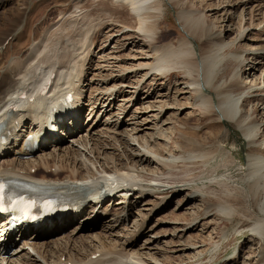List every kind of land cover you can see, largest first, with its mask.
<instances>
[{"label":"rangeland","instance_id":"obj_1","mask_svg":"<svg viewBox=\"0 0 264 264\" xmlns=\"http://www.w3.org/2000/svg\"><path fill=\"white\" fill-rule=\"evenodd\" d=\"M74 1L0 0V73L9 69V66L15 61L26 59L29 44L39 40L44 33H47L50 28L52 29L51 25H55L60 18V11L68 13L73 11L75 9ZM162 4L164 19L162 17L161 21L163 22L160 27L163 31L161 29L158 31L167 36L165 43L175 42L185 35L186 30L178 19L177 13L180 9L189 6L193 7V15L199 16L201 22L204 21L202 22L203 30L208 32L209 37H214V39L216 36L222 37L226 47L220 54L222 61L220 73H223V78L219 83H229L232 72L237 69L236 77L239 79L233 97L240 99L238 106L241 107V104H244L241 107L243 110L240 109L243 112H250V114L253 112L251 115L258 123H262V128H264V0H162ZM11 31H15L16 35L12 36ZM122 31L124 29H120L119 32L113 31L111 34H107L110 35L109 38L104 36L105 38L103 37L93 45L95 48L88 65H86L89 70L80 84L82 86L81 100L85 105L89 96L93 97L96 95L95 93L98 94L100 91L96 92L95 89L104 87L103 80H108L109 86L112 83H120V85H116V90L120 89V92L111 97V104L105 105L106 109L103 107L101 113L97 114V117L94 116L93 119L97 118L99 122L93 130L91 129V135H93L91 140L106 144L100 158L103 162L108 158V165L119 163L117 158L121 163L131 162L135 166L131 168L133 169L132 177L138 184L143 185L142 188L146 192L139 198L130 196V204L124 205L128 207L130 215L128 214L129 217H126V222L114 228L113 233L109 230L103 234L100 227L77 232L78 224L87 222L83 220L85 218L81 219V217L86 216L89 207L69 224L62 227V230H54L52 236L48 234L47 239L55 238L63 243L69 238L72 246L81 237H85L84 239L89 240L88 243H90V238L87 236L100 234L104 235L103 241L107 244L111 243L117 249L126 246L130 253L136 252L145 256L155 255V258L174 261L173 264H251L254 258L259 259V264H264V251L261 247L264 245V239L251 235L249 231V227L256 219L253 213L256 215L259 213L245 196L244 171L240 169L239 160L236 158L234 164L223 163V157L228 155L227 149L226 152L216 153V157L211 162L201 164V166L189 164L183 167L184 159L180 158L177 163L178 167L165 170L163 173L156 168L155 161L145 160L143 164H140L138 155L147 156L151 160L157 159L156 154H153L156 149H160L165 156L169 157V150L174 147L185 157L187 156L185 150L196 152L194 148L198 147V140L199 143L206 141L209 136L210 138L215 137V133H217L218 139L215 138L213 141L222 140V143L228 147L232 142L236 143L240 139V132L232 122H218L217 125L214 119L203 114L201 99L196 98L192 89L194 86L190 84L193 82V77L187 76L184 69L175 71L177 75L172 72L171 76L167 78L152 70L142 76L148 68L147 66L142 68L139 63L145 61L155 63L153 58L157 56V53L149 54V48L143 37L136 34L134 38L127 39L128 37L121 35ZM203 37L194 39L198 52L208 50L212 46V42L211 44L204 42L206 37ZM214 39L213 42H215ZM141 55L146 59H141ZM241 59H244L242 64L239 62L242 61ZM136 83L138 86L134 85ZM136 88L137 91H135ZM207 89L213 97H216L212 87L208 86ZM243 100L246 101L241 103ZM88 109L89 106H83L80 109L79 122H83V125L80 124L83 129L87 128ZM103 112L104 114L101 115ZM145 117L148 118V121ZM19 129L24 132L22 128ZM83 129H80L81 132ZM191 132H194L196 136H191ZM75 133H77V129H75ZM259 137L264 144V129L260 130ZM68 138L70 137H64L62 140V143L65 144L63 146L82 150L81 145L76 142L72 143V140ZM211 143L212 141L204 146L208 147L212 145ZM47 149L55 148L52 146ZM88 152L86 149L80 154L77 152V158L86 166L87 170L92 171L95 165L90 164V159L94 155H90ZM87 158H90L89 161ZM222 174H226L229 178L230 185H237L242 189L248 214L252 216L249 218L248 226L240 231L231 232L225 239L221 231L229 224V230L231 229L230 221L217 216L219 211L216 209L204 213L203 209L207 204L204 199L205 195L193 200L189 199V196L196 193L195 186L201 187L202 181L208 187L204 189L205 194L212 193V191L217 193L219 187L210 181ZM189 184L194 188L188 186ZM120 196L118 195L116 198H120ZM162 198L164 199L160 203ZM115 200L114 198L113 201ZM111 203L105 204L104 202L102 207L111 208ZM206 215L209 217L206 218ZM109 217H105V220H108ZM93 219L94 217L88 219V222H93ZM23 242V240L17 241L15 247L21 248ZM97 242L98 240H94V243ZM91 244L93 245V242ZM91 244H89L90 247ZM90 247L84 245L80 251L88 254ZM240 248H243L244 251H240ZM41 251L46 253V257L50 259L49 250L41 249ZM24 253L25 250L19 254ZM181 254L189 255V258L184 259L185 261H177L176 257ZM193 255L196 257L190 258ZM27 258L28 255L25 254V259ZM232 259H236L235 262H232ZM132 261L131 263H136L134 260ZM158 262L159 260L156 263Z\"/></svg>","mask_w":264,"mask_h":264},{"label":"bare ground","instance_id":"obj_2","mask_svg":"<svg viewBox=\"0 0 264 264\" xmlns=\"http://www.w3.org/2000/svg\"><path fill=\"white\" fill-rule=\"evenodd\" d=\"M73 3L76 5H74L75 9L73 11L69 13L67 11H60L59 20L55 25H51L54 28H50L39 40L29 44L26 59L15 61L9 66V69H5L3 70L4 72L0 73V138L2 135L15 134L17 128L22 127L23 129L28 121L30 122V127L34 123L30 121L32 118H34L33 121L42 118L47 110H52L56 105V111L61 112L64 108L61 105L63 101L59 97L60 94L63 97L71 94L73 96V102L69 106H64L68 108L65 111L69 113L72 111L73 113L75 110L81 116L80 109L83 106H89L87 110L89 111L87 121L88 123L91 122L89 124L87 123L86 129H83V126L80 125L81 123L83 125V122H79L80 116L78 118V113L72 121V124H61L63 125L62 128L68 130L67 135L71 134V136H68L70 137L68 139L72 140V143L76 142L81 145L82 150L63 146L65 145L62 143L63 136L60 135L56 137V141L51 142L55 149L48 150L47 148L49 147L47 146L49 144L45 143L39 150L30 152L27 160H21L19 156L25 153L15 140L4 149V153L0 157V177H5L11 182L22 181L29 184L35 183L39 188L53 190L59 195L61 193L70 194L74 203L78 205L77 212L53 220L48 225H31L23 229L21 231V238L24 242L20 246L21 248L16 247L11 252V244H14V239L10 240L9 245L5 244L0 246V256L2 253L7 254L6 258L2 257L0 259V264H44L48 261L59 264H130L133 262L132 260L136 262L135 264H173L174 261L170 262L168 260L165 261L166 259L155 258V255L150 254V256H145L136 252L130 253L126 249V246L117 249L111 243L107 244L103 241L102 237L104 235L100 234L87 236L90 238V243H88L89 240L86 241L84 239L85 237H81L80 240L76 241L79 245L74 243L72 246L69 238L65 241L62 240L63 243L55 238V240L47 239L49 236L54 235V230H62V227L69 224L89 207L86 216L81 217V219L85 218L83 220L87 222L78 224L76 228L77 232L94 230V228L100 227L103 234H106V231L109 230L113 233L114 228L126 222V217L130 215L127 206H120L126 200V195H133L139 198L146 192L142 188L143 185L138 184L132 177L133 169L131 168L134 165L131 162L121 163L120 159L117 158L119 163L108 165V158L104 159V162L100 158V155L104 153L106 144L94 139L91 140L93 136L91 135V131L95 128L94 126L97 122H99L97 118L93 119L94 116L96 115L97 117V114L101 113V109L105 105L109 106L111 104V97L120 92V89L116 90V85H120V83H112L109 86L108 80H103L102 85L104 84V87H99L100 89L98 87L97 89L94 88L96 92L98 90L100 91L98 94L95 93L96 95L93 97L89 96L85 105L81 100L82 86L80 84H82V78L85 77L89 70V68H86V65H88L93 49L95 48L93 45L103 39L104 36L109 38L110 35L107 34H111L113 31L119 32L120 29H124L121 35L128 37L127 39L134 38L136 34L143 37L146 40V46L149 48V54L152 52L157 53V56L153 58L155 63L152 61V63L148 61L139 63L142 68L145 66L148 68H146L147 71L143 70L145 73L143 72L142 76L152 70L167 78L171 76L172 72H174V75H177L175 71L184 69L187 76L193 77V82H190V84L194 86L192 89L196 94V98L201 99L200 104H202L203 114L214 119L217 125L218 122H232L238 127L240 132V139L236 143L232 142L228 147L222 143V140L213 141L215 138L218 139L217 133H215V137L210 138L209 136L206 141H200L199 143L198 140V147L194 148L196 152L185 150L187 151V156L185 157L180 152H177L174 147L169 150V157L165 156L164 152L160 149H156L153 154H156L157 159L151 160L147 156L138 155L140 164H143L145 160L155 161L157 164L156 168L163 173L165 170L178 167L177 163L180 161V158L182 160L184 159L183 167L189 164L201 166V164L211 162L216 157V153L227 149L228 155L223 157V163L234 164L236 158V160H239L241 163V167H239L244 171L243 185L246 189L245 196L246 198L248 197L254 209L259 213V215L253 213L256 219L249 227V231L251 235L264 239V144L263 140L260 141L261 137H259L260 130L264 128H262V123H258L255 117L251 115L253 112L251 114L250 112H243V108L241 107L244 104H241V107L240 105L238 106L240 99L233 97L234 89L237 87L239 79L236 77L238 70L235 68L237 71L234 70L232 72L229 83H219L221 78H223V73H220V66L222 64L220 54L226 47L222 37L216 36L215 39L214 37H209L208 32L203 30L202 22L204 21L201 22L199 16L195 17L193 15V7L191 6L182 8L177 13L178 19L183 24L184 30H186L185 35L175 42L168 41L165 43L167 36L163 32L160 33L158 31L161 29L162 17L164 19V15L162 14V0H75ZM161 30L163 31V29ZM14 32L11 31L10 34L15 36L16 33ZM203 36L206 37L204 42L210 44L212 42V46L208 50L198 52L194 39ZM213 39L215 42L212 41ZM142 55L140 57L141 59L143 58ZM241 60L239 62L242 64L244 59ZM42 80L52 82L53 87L52 91L43 95L38 91H34L35 84ZM187 82L189 81L187 80ZM134 85H137V83ZM208 86L212 87V90L216 93V97L212 96V93L207 89ZM135 91H137V88ZM22 94L24 96L20 97ZM244 101L246 100H243L241 103ZM12 104H15L19 110H11L10 106ZM38 108L40 110H37ZM94 111L95 113L93 114ZM103 111L105 112V110ZM6 117L7 119H5ZM146 119L148 121V118ZM79 127L83 129L82 132L78 129ZM76 128L78 129V133L74 134ZM62 130L61 134H63ZM54 134L50 131V137ZM190 134L191 136H196L194 132ZM211 141L212 145L208 147L204 146ZM85 149L89 151L88 153L90 155H94H92L94 159L87 158L88 161L90 159V164L95 165L92 171L87 170L86 166L77 158L78 154ZM9 151L12 153H9ZM11 155L13 158H11ZM113 157L112 160H114ZM33 169L35 170L32 171ZM106 174L109 175V182L113 183L115 179L120 182L119 187L122 189L117 190L115 196L120 194L123 196L115 198V201H113L114 196L108 197V200H105L106 194L102 188H105L103 185L105 182L103 177ZM228 179L226 174L211 179L210 183L219 187L217 193L212 191V193L207 192L205 194L204 189L208 187L203 181L201 187L195 186L194 188L190 184L188 185L194 188L196 192L189 196L190 200L205 195L204 199L207 204L203 209L204 213L216 209L219 211L217 216L230 221L232 224L230 230V224L226 225L224 229L222 228L223 230L221 232L224 239L231 232L240 231L248 226L249 218L252 217L251 214H248V207L245 205V200H243L244 195L242 189L237 185H230ZM89 182H92V184ZM95 186L102 192V197L91 202L88 196ZM108 186H110L109 183ZM83 193H86V196H83ZM130 196L127 201L128 205L130 204ZM163 199H160L159 202L161 203ZM100 200L105 202V204L112 202L111 208L108 206L98 207L99 202H101ZM107 216L110 217L108 220H105ZM93 217V222H88V219ZM205 217L208 218L209 215ZM196 218L198 217L196 216ZM3 225H6V222H3ZM48 234L51 235L48 236ZM94 240H98V242L94 243ZM29 241L33 242L29 244ZM92 242L93 245L91 244ZM89 244L92 246L90 247ZM84 245L90 247L88 254L80 251ZM261 247L262 251H264V245ZM41 249L45 251L49 250L51 253L49 254L51 256L50 259L46 257V253L41 251ZM23 250H25V253L19 254ZM240 251H244V249L240 248ZM25 254L28 255L27 259H25ZM194 257L196 255L190 258ZM176 258L178 259L177 261H185L184 259H188L189 255L181 254ZM157 260H159L158 263H156ZM235 260L232 259V262H235ZM258 262H260L259 259L254 258L251 264H257Z\"/></svg>","mask_w":264,"mask_h":264},{"label":"snow or ice","instance_id":"obj_3","mask_svg":"<svg viewBox=\"0 0 264 264\" xmlns=\"http://www.w3.org/2000/svg\"><path fill=\"white\" fill-rule=\"evenodd\" d=\"M16 187L15 185L12 186V188ZM12 188H10V191L12 190ZM4 191H5V184L4 183H0V205L3 204L4 200H5V195H4ZM9 201L11 203H20L23 202V197H13V196H9L8 197Z\"/></svg>","mask_w":264,"mask_h":264}]
</instances>
